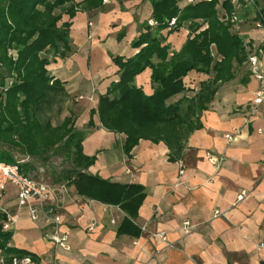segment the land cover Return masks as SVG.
<instances>
[{
	"label": "crops",
	"instance_id": "1",
	"mask_svg": "<svg viewBox=\"0 0 264 264\" xmlns=\"http://www.w3.org/2000/svg\"><path fill=\"white\" fill-rule=\"evenodd\" d=\"M178 3L187 5L185 0ZM259 5L264 12V0ZM152 11L151 0H111L100 9L77 12L71 21L63 19L72 23L73 53L56 59L52 70L76 96V126L88 131L83 154L95 162L87 173L141 187L144 197L131 217L118 205L80 196L74 186L41 180L50 189L44 205L59 208L66 250L49 239L42 212L34 221L28 207H18L17 188L9 185L3 206L17 220L7 247L34 257L32 264H264V103L254 106L260 83L245 63L233 80L221 85L200 118L201 127L182 142L179 153H172L166 141L141 139L127 154L125 135L100 123V97L119 80L113 58L138 53L132 42L145 31ZM244 18L246 39L264 47V31L255 28L253 12L244 10ZM188 37L182 29L169 35L167 43L179 51ZM150 79L147 69L135 80L147 95L153 94ZM208 79L192 72L184 82L194 95ZM176 155L178 160H172ZM210 157L220 161L218 167ZM241 192L248 198L237 204ZM31 204L39 207L37 201ZM126 220L139 229L138 236L122 231ZM185 224L193 227L189 233L183 231Z\"/></svg>",
	"mask_w": 264,
	"mask_h": 264
},
{
	"label": "trees",
	"instance_id": "2",
	"mask_svg": "<svg viewBox=\"0 0 264 264\" xmlns=\"http://www.w3.org/2000/svg\"><path fill=\"white\" fill-rule=\"evenodd\" d=\"M151 4L152 19L157 26L145 25V31L132 42L137 54L130 58H113L119 80L100 97L97 109L103 128L125 135L124 151L127 154L141 139L166 141L172 153H179L182 142L201 127L200 118L221 85L236 77L247 58L243 42L231 23L219 17L217 1L200 0L183 7L179 6L178 0H151ZM101 6L102 0H85L82 3H77V0H0V89H7L8 97L16 98L13 104L24 110L27 120L24 130L32 125L29 109L46 106L48 99L54 98L51 96L64 93L63 83L59 80H53V86L49 84L52 80L46 68L51 56L54 60L65 59L72 52L70 21L79 11ZM224 7L228 14L232 13L233 8L228 1ZM65 16L70 21L64 22ZM172 18H177L174 26H170ZM182 29L189 32V37L179 51H174L167 43V37ZM147 69L151 70L152 95H147L135 84L136 78ZM192 72L207 75L209 79L189 97L186 93L191 90L186 87L184 79ZM8 79L14 81L10 87ZM69 122L65 120L64 127ZM93 126L91 121L89 127ZM9 131L19 134V128ZM36 132L35 141L41 145L28 148L33 156L45 153L47 149L43 142H38L44 135L43 131ZM87 134L88 131L76 132L70 137L63 154H73L75 165L62 171L54 183L74 186L80 196L118 205L133 217L144 197L142 188L112 184L88 174L87 170L95 158L83 154L82 143ZM3 136L0 133V138ZM61 137L47 135V139L55 142ZM178 157L173 156L172 160ZM0 162L16 163L12 155L1 151ZM21 168L27 174V167L21 165ZM122 231L135 237L140 233L127 220ZM11 238L10 234L0 233L4 264H12L14 257H30L33 263L35 259L31 255L7 247Z\"/></svg>",
	"mask_w": 264,
	"mask_h": 264
},
{
	"label": "rangeland",
	"instance_id": "3",
	"mask_svg": "<svg viewBox=\"0 0 264 264\" xmlns=\"http://www.w3.org/2000/svg\"><path fill=\"white\" fill-rule=\"evenodd\" d=\"M103 5L104 4L102 0V6ZM218 14L222 21L229 23V21L225 19L222 12H218ZM203 28H205V26ZM211 50L216 57L215 47L212 46ZM72 53L73 48L68 57ZM49 59L50 64L46 69L49 77L52 80L49 84L53 86V80H58L53 74V63L59 58L54 60V58L51 56ZM13 82L14 81L12 79H8V86L10 87ZM1 93L3 94L2 97H0V133L4 134L5 136L0 138V151L9 153L16 162H19L21 165H23V167H27L25 168L26 173L34 179L38 181L45 180L48 183H54L55 180L59 179L62 171L70 169L75 165V156L73 154H63L65 146L70 140V137H72V135L76 132L86 131L80 130L78 126H76L78 113L75 105L76 96L68 91L64 86V93L51 96L54 98H49V103L46 106L41 107L43 109L37 108V106L29 109L28 116H30L32 119V125H29V127L24 130V126L27 125L24 110H22L20 105L13 104V102L16 101V98L8 97L7 89H0V94ZM186 94L189 97L193 96L191 92H187ZM19 99L24 100L23 96H19ZM65 120L70 121L66 127H64ZM15 128H19L20 135L9 131L10 129ZM37 130L39 132L40 130L43 131L44 135L42 138L38 139V142H43L45 148L47 149H45V153H41L38 156H33L29 153L28 148L41 145L35 141V139H37L35 136ZM47 135L51 137H53V135L55 137H64H61L59 141L55 142V140L47 139ZM72 151H74V149Z\"/></svg>",
	"mask_w": 264,
	"mask_h": 264
},
{
	"label": "built area",
	"instance_id": "4",
	"mask_svg": "<svg viewBox=\"0 0 264 264\" xmlns=\"http://www.w3.org/2000/svg\"><path fill=\"white\" fill-rule=\"evenodd\" d=\"M111 0H103V4H109ZM186 4H194L200 0H185ZM207 2L217 1V11L222 12L225 19L228 20L238 37L242 40L247 54L246 66L252 77H254L260 83V88L254 93V106L257 107L264 103V63L262 58L264 57V47H254L250 44V41L246 39L243 32V25L245 24L244 10L249 9L254 14V26L256 29L264 31V12L259 5V0H204ZM228 1L233 11L228 14L225 11L224 3ZM177 22V18L170 20V26H174ZM150 27H156L157 23L150 19L148 21ZM260 134L264 137V130L260 131ZM228 142H231L234 138L231 134L226 135ZM210 161L217 167L220 161L210 157ZM264 165V162H263ZM9 185H13L18 191V207H28L30 217L32 220L37 221L40 218L42 212L49 226V239L55 246L68 250V236L61 232V215L59 208L52 205H44L43 201L48 199L50 189L42 181H38L28 174L22 171L21 164L16 162L15 164H9L6 162H0V233L10 234L11 237L15 232L16 217L11 215L8 210L3 206V197L7 191ZM248 198L246 192H241L237 197V204L245 201ZM32 201H37L39 207L33 206ZM216 216H220L217 212ZM193 229L189 224H185L183 231L189 233ZM162 240H165L163 234L158 235ZM4 257H0V264H4ZM12 264H32L30 257L12 259Z\"/></svg>",
	"mask_w": 264,
	"mask_h": 264
}]
</instances>
